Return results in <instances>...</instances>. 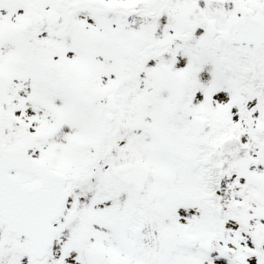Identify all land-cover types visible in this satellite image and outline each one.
I'll use <instances>...</instances> for the list:
<instances>
[{
	"label": "snow or ice",
	"instance_id": "1",
	"mask_svg": "<svg viewBox=\"0 0 264 264\" xmlns=\"http://www.w3.org/2000/svg\"><path fill=\"white\" fill-rule=\"evenodd\" d=\"M0 264H264V0H0Z\"/></svg>",
	"mask_w": 264,
	"mask_h": 264
}]
</instances>
